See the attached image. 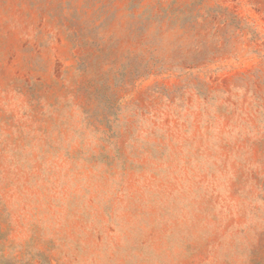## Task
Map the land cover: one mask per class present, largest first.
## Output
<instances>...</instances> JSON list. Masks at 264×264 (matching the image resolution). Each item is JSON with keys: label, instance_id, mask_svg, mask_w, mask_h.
I'll return each mask as SVG.
<instances>
[{"label": "rangeland", "instance_id": "374dc122", "mask_svg": "<svg viewBox=\"0 0 264 264\" xmlns=\"http://www.w3.org/2000/svg\"><path fill=\"white\" fill-rule=\"evenodd\" d=\"M0 264H264V0H0Z\"/></svg>", "mask_w": 264, "mask_h": 264}]
</instances>
